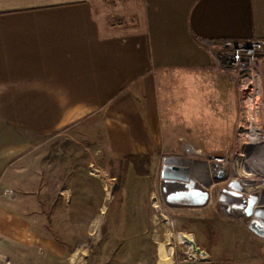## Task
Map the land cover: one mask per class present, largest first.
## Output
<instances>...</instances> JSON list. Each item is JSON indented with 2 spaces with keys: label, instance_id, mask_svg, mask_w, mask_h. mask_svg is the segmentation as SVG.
Instances as JSON below:
<instances>
[{
  "label": "crops",
  "instance_id": "0c3cea01",
  "mask_svg": "<svg viewBox=\"0 0 264 264\" xmlns=\"http://www.w3.org/2000/svg\"><path fill=\"white\" fill-rule=\"evenodd\" d=\"M104 1L0 0V256L14 264L67 251L37 232L21 200L7 202L5 177L26 154L58 133L152 164L183 140L222 150L209 138L236 92L203 42L264 38V0H139L130 20Z\"/></svg>",
  "mask_w": 264,
  "mask_h": 264
},
{
  "label": "rangeland",
  "instance_id": "374dc122",
  "mask_svg": "<svg viewBox=\"0 0 264 264\" xmlns=\"http://www.w3.org/2000/svg\"><path fill=\"white\" fill-rule=\"evenodd\" d=\"M137 1L104 2L112 6L117 20L120 16L130 20ZM235 107L230 108L228 122L221 125L219 138H209L212 149H223L204 153L217 155L236 148L237 104ZM196 136L202 137L201 133ZM52 137L26 154L16 170L7 173L4 183L9 206L21 200L22 208L32 215L37 232L67 248L59 261L47 253L38 255L39 264H264V236L250 229V219L227 216L217 201L200 211L167 202L161 168L164 157L171 155L156 156L149 176H136L130 169L123 203L115 195L118 180L112 181L115 198L110 202L106 186L113 178L107 165L111 156L100 143L77 139L71 133L69 139L61 133ZM201 139L195 141L204 144L209 140ZM243 142L246 146L249 139L244 138ZM260 142L264 143V138L252 139L254 144ZM183 143L190 142L182 141L181 153ZM261 153L258 152L260 157ZM246 155L237 157L244 159ZM237 165L241 170L244 167L241 162ZM260 166L263 171L259 172L264 173L262 161ZM30 177L38 182L28 185L25 182ZM164 186L166 190L174 188ZM258 186L264 188L263 183ZM173 192L167 191V197ZM186 238L194 240L206 254L192 252ZM4 257L13 258L6 254Z\"/></svg>",
  "mask_w": 264,
  "mask_h": 264
},
{
  "label": "built area",
  "instance_id": "2783aa9c",
  "mask_svg": "<svg viewBox=\"0 0 264 264\" xmlns=\"http://www.w3.org/2000/svg\"><path fill=\"white\" fill-rule=\"evenodd\" d=\"M203 44L214 60V69L227 75L229 84L236 92L238 125L235 136L238 141L232 152H221L217 155L204 153L191 143H183V154L177 155L183 160V164L178 166L188 168V177L195 182L196 188L209 193V199L203 207L187 203L181 205L186 209L200 211L213 201H217L227 216L238 219L245 217L250 221L251 219L263 220L264 188L258 184H264L261 182L264 173L259 172L263 171L260 169V164L261 161L264 162V156L260 158L258 152H262L261 147L264 149V143L254 144L252 139L264 137V71L262 68L264 38L245 41L205 40ZM244 138L249 139L246 146L243 144ZM244 153L247 154V158L241 159L240 156L238 159L237 156ZM238 162L244 164L242 170L238 168ZM161 180L163 192L167 198L164 184L171 182L162 177ZM112 181H116V178H112L106 186V198L110 202L115 198L112 192L115 184H112ZM247 181L252 184H247ZM186 183L180 180L173 182L177 185L174 192L186 191ZM251 202H254L253 213L249 216L247 209ZM190 246L192 252H195L193 246L191 244ZM0 264H13V261L9 257H0Z\"/></svg>",
  "mask_w": 264,
  "mask_h": 264
},
{
  "label": "water",
  "instance_id": "95a60500",
  "mask_svg": "<svg viewBox=\"0 0 264 264\" xmlns=\"http://www.w3.org/2000/svg\"><path fill=\"white\" fill-rule=\"evenodd\" d=\"M180 164H183V160L178 156H168L164 160V165L161 170V177L164 180L171 183L178 180L187 182V190L173 192L169 194L167 197V202L177 203L181 201H186L187 204H190L192 206H205L209 199V193L199 188H196L195 182L188 177V168L178 166ZM253 204L254 202H251L247 209V214L249 216H251L253 213ZM249 227L256 234L264 236V223H262L261 220L252 219L249 222ZM186 241L193 246L194 250L197 253H202L204 255L206 254V252L202 251L201 248L197 246L194 240L186 238Z\"/></svg>",
  "mask_w": 264,
  "mask_h": 264
},
{
  "label": "trees",
  "instance_id": "16d2710c",
  "mask_svg": "<svg viewBox=\"0 0 264 264\" xmlns=\"http://www.w3.org/2000/svg\"><path fill=\"white\" fill-rule=\"evenodd\" d=\"M152 158L150 156L129 155L122 159L109 158L107 161L108 171L111 177L118 180L115 187V195L120 203H123L122 193L124 191L126 174L130 169L139 177H146L150 175V165ZM110 210V205L108 207ZM105 229V227H104ZM105 231V230H104Z\"/></svg>",
  "mask_w": 264,
  "mask_h": 264
},
{
  "label": "bare ground",
  "instance_id": "6f19581e",
  "mask_svg": "<svg viewBox=\"0 0 264 264\" xmlns=\"http://www.w3.org/2000/svg\"><path fill=\"white\" fill-rule=\"evenodd\" d=\"M264 138V137H263ZM258 139H261L260 137L259 138H255V140H258ZM261 149L263 150V148L261 147ZM262 157H263V155H264V151H262ZM261 158V157H260ZM263 159H264V157H263ZM263 162V161H262ZM264 163V162H263ZM262 168H264V167H262ZM247 182H249L248 184H252L250 181H247ZM262 182H264V177L262 178ZM165 184H168V185H173L174 186V188H167V190L166 191H169V193H170V191H173V190H175L176 189V187H177V185L175 184H173V183H165Z\"/></svg>",
  "mask_w": 264,
  "mask_h": 264
},
{
  "label": "flooded vegetation",
  "instance_id": "af4514ba",
  "mask_svg": "<svg viewBox=\"0 0 264 264\" xmlns=\"http://www.w3.org/2000/svg\"><path fill=\"white\" fill-rule=\"evenodd\" d=\"M262 221V223H264V219L263 220H261Z\"/></svg>",
  "mask_w": 264,
  "mask_h": 264
}]
</instances>
